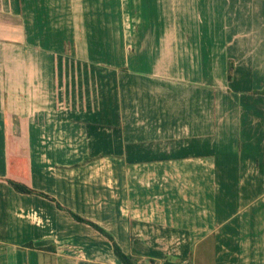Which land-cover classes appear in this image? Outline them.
Segmentation results:
<instances>
[{
  "label": "crops",
  "instance_id": "obj_1",
  "mask_svg": "<svg viewBox=\"0 0 264 264\" xmlns=\"http://www.w3.org/2000/svg\"><path fill=\"white\" fill-rule=\"evenodd\" d=\"M4 1L0 264H264V0Z\"/></svg>",
  "mask_w": 264,
  "mask_h": 264
},
{
  "label": "rangeland",
  "instance_id": "obj_2",
  "mask_svg": "<svg viewBox=\"0 0 264 264\" xmlns=\"http://www.w3.org/2000/svg\"><path fill=\"white\" fill-rule=\"evenodd\" d=\"M73 1L74 0H72V2ZM61 2L63 4L65 3L64 5L66 7L68 6V9H64L63 4H61L58 8V13L61 14L67 11L68 14L67 16L65 15L64 19L68 20L70 9L72 7L74 8V6H71V0H61ZM50 5H55V2H50ZM82 8L85 9V6H82ZM58 17L56 22L58 24H62V20ZM22 33L21 18L14 11H12L11 5L9 6V4L5 3L4 0H0V56L3 59V62H0V71L4 72V76L6 75L5 78H7V75L10 73L14 74L15 76V73H17L19 70L21 73H25L28 70L29 60L27 61L25 59V57L22 55L21 49L19 48L20 46H17L23 43ZM74 50L75 49L65 47L64 52L68 55V57L75 58L76 53ZM21 76H23V74H21ZM13 82L16 83L17 80L15 79ZM12 87L14 89L16 85H13ZM28 87L30 86L27 84L24 85L23 88Z\"/></svg>",
  "mask_w": 264,
  "mask_h": 264
},
{
  "label": "trees",
  "instance_id": "obj_3",
  "mask_svg": "<svg viewBox=\"0 0 264 264\" xmlns=\"http://www.w3.org/2000/svg\"><path fill=\"white\" fill-rule=\"evenodd\" d=\"M232 69H233V64L231 61H228V64H227V79H228V81L231 80ZM260 93L264 94V90L261 91ZM8 154H10V157H13L12 159L20 158L18 156V154H19L18 150L10 148V149H8ZM22 176H24V172H22V169L16 167L13 169L12 176L7 177L5 180L8 183V185L10 187H12L18 193H24V194L32 193L33 192L32 188L28 184L23 182ZM72 215L76 220L89 223L92 227H94L97 230H99L100 232H102L106 237L110 238V236L106 232H104L102 229H100L97 225H95L91 222L85 221V220L81 219L80 217H78L77 215H74V214H72ZM113 250H114L116 257L121 262V264H141L139 262L140 259L138 257L123 253L120 250V248L114 242H113Z\"/></svg>",
  "mask_w": 264,
  "mask_h": 264
}]
</instances>
